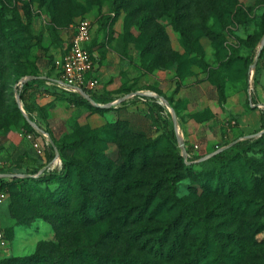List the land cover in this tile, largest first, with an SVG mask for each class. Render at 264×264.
<instances>
[{"label":"rangeland","instance_id":"rangeland-1","mask_svg":"<svg viewBox=\"0 0 264 264\" xmlns=\"http://www.w3.org/2000/svg\"><path fill=\"white\" fill-rule=\"evenodd\" d=\"M83 19L93 25L100 92L113 99L153 93L171 101L178 111V133L173 112L156 99L179 143L169 142L171 129L158 120L152 101L97 110L59 98L45 83L40 91L34 88L30 105L41 125L57 143L68 145L66 158L93 180L81 178L71 166L58 184L11 185L7 201L0 205V229L6 237L0 264H31L40 251L59 255L62 237L71 246H98L112 255L123 254L130 244L144 257L141 246L157 238L177 213L168 187L147 201L156 181L179 172L180 197L197 200L202 211L218 201L204 194L196 175L176 168L173 152L180 143L188 152L187 161L200 165L199 171H210L207 180L215 182L219 173L232 184L236 203L214 222L226 242L227 232L242 240L243 249L236 251L231 264H264V117L257 107L264 106V63H253L264 48V0H0V171L22 176L49 164L46 151L40 156L28 139L27 119L16 106L21 83L15 78L32 72L54 77L55 64ZM176 21L185 37L176 30ZM210 70L225 85V102ZM257 129L260 132L254 133ZM243 132L254 134L245 137ZM245 140L253 141L236 147ZM219 151L231 161L225 170L213 169L212 157L207 159ZM128 153H135L138 165L116 178ZM144 154L147 166L141 160ZM63 184L75 190L84 186L93 197L87 200L102 205L86 229L69 222L67 210L60 213L50 202L52 192ZM160 204L167 207L157 209ZM42 212L65 217V226L44 220ZM214 255L205 254L200 264H214Z\"/></svg>","mask_w":264,"mask_h":264},{"label":"trees","instance_id":"trees-1","mask_svg":"<svg viewBox=\"0 0 264 264\" xmlns=\"http://www.w3.org/2000/svg\"><path fill=\"white\" fill-rule=\"evenodd\" d=\"M115 15V14H114ZM22 28V24H19ZM176 30L181 33L184 37L186 35L185 30L181 27L179 22H175ZM27 30V28H24ZM264 34V31H263ZM220 41L225 43V40L221 37H217ZM92 54V46L89 49ZM256 60V59H255ZM255 63V62H253ZM264 63V48L261 51L259 57L258 66ZM55 73L56 76L46 77L47 80H56L59 76L56 72L55 64ZM211 75L217 84L218 94L221 102H225V85L222 80H220L217 72L215 70H210ZM25 78H30L31 80L22 84ZM15 81L19 84L21 83L19 97L23 104L24 110L27 113L30 120L36 122L41 130L45 131L51 138L54 143V148L49 147L46 150L47 157L49 159V164L41 166L37 170H34L30 173H25L24 175L31 177H16L12 179H0V192H8V189L11 185L16 184H30V183H43V182H52L53 184H58L62 182L65 177L68 176L71 171V166L73 167L74 172L80 173L82 178L84 175L87 176V179L93 180L91 174L82 172L81 167L75 162H69L65 156V148L68 145L63 143H57L49 129L43 127L39 121V116L36 114L35 110L30 105L31 100V91L35 88L38 89L41 84H44L46 80H43L42 77L32 72L29 76L18 75L15 78ZM40 89V88H39ZM38 89V90H39ZM40 91V90H39ZM59 98L71 100L72 102H83L93 107L87 100L79 96H67L63 94L55 93ZM126 96V95H125ZM92 99L97 104L108 105L112 103L115 99L105 96L104 93L92 95ZM153 102L152 109L156 114L158 120L166 127L171 129V135L168 137L169 142H172L177 146L179 139L177 133L173 129L171 122L163 119L161 112L165 109L161 106L156 99H151ZM169 104L177 111L176 106L169 101ZM17 109L19 110L21 116L26 118L23 114L19 104L16 102ZM96 108V107H94ZM97 110H103L96 108ZM264 117V111L262 112ZM27 125L30 128V133L36 134L34 128L28 123ZM264 130V119L261 126V130ZM259 131V132H260ZM258 132V133H259ZM41 137V136H40ZM260 139H264V135ZM253 140H245L236 145V147H243L251 143ZM56 153L59 154L62 168L56 169L54 171L49 169V166L54 162L56 158ZM174 159L176 168L179 170L186 171L187 173H192L199 178L201 188L204 191L205 195L215 197L218 199L217 202H214L212 205H207V210H200V205L197 200H190L189 198H182L178 194L179 182L181 175L179 172L171 173L164 175L159 181H156L150 190V194L147 198L149 199L156 198L161 191L168 187L170 190V198L172 200L173 209L177 211L176 216L173 220L168 222L163 231L157 238L150 239L141 246L140 251L145 253L144 257H139L137 253H134L130 249V244L127 247V251L123 252L120 255H112L105 253L98 246H83L79 247L77 245L71 246L68 243L67 238L62 237L63 250L59 255L48 253L47 251H40L31 260V264H153L150 261L154 260L161 264H200L205 254L215 251L214 255V264H231L235 258V253L237 250L243 249V243L240 237L234 233L227 232L225 237H227L228 242L224 238H221L218 235L219 227L214 223L216 219L222 217L223 211L229 205H234L236 203V194L232 189V184H226L222 174H217L216 181L211 182L205 178L206 174H211L210 171L207 173L197 170V167L200 165L193 164V161H185L182 156V151L180 148L174 149ZM239 157V156H238ZM143 164L147 166L150 161L146 154L141 157ZM138 157L135 153H128L124 157L123 163L116 170V178L123 177L126 171H131L137 163ZM210 161L215 164L213 169L225 170L230 166V160L225 156V153H218L213 156ZM192 163L191 165H187ZM45 169V171H44ZM13 173L11 175H15ZM0 175L3 174L0 171ZM38 178H35V177ZM81 186V185H80ZM80 187L78 190L75 188H70L66 185L57 186V188L52 192L50 197V202L52 205L61 212L67 210V215L69 222H74L76 226L81 229H86L90 223V217L93 213H98L102 211V205L96 200H93L95 205L92 202H89L86 197L93 199L89 196V191ZM139 187V186H138ZM127 191V189H126ZM167 204H160L158 208L165 209ZM108 207L106 206V209ZM103 213H101L102 215ZM40 216L49 221L50 218L57 220L60 224L64 220L61 219V215H52L46 212L40 213ZM17 224V222H14ZM68 223V222H66ZM65 226V223L61 224V228ZM232 247V248H231ZM215 248V249H214ZM214 249V250H213ZM186 256V258H185Z\"/></svg>","mask_w":264,"mask_h":264},{"label":"built area","instance_id":"built-area-1","mask_svg":"<svg viewBox=\"0 0 264 264\" xmlns=\"http://www.w3.org/2000/svg\"><path fill=\"white\" fill-rule=\"evenodd\" d=\"M92 43V22L88 19H83L78 23L75 29V34L73 36L69 49L61 58V60L56 62V72L59 77L56 80L46 81L45 84L54 89L56 93L67 96H79L85 99V96H89L92 98V95L98 93L100 94V78L98 75V70L96 67L94 56L89 51ZM156 97L157 96L153 93H136L126 95L121 99H115L108 105L97 104L96 102L95 104L98 106L96 108L100 109H117L119 108V106H122L125 103L131 101L148 103L151 99H157ZM252 105L254 106L253 103ZM19 107L21 108L26 119L38 126L36 122L29 119L27 113L24 110L22 102H20ZM257 107L263 109L264 111V106H262L261 104L257 105ZM35 131L36 134H28V139L33 143L35 150L40 156L45 155V151L49 147H52L50 137L45 131ZM61 168L62 162L60 156L58 157L56 154V158L54 162L49 166V169L54 171ZM0 179L12 178H7L4 175H0ZM7 199L8 194L5 192H0V205L4 204ZM5 244V233L0 230V246H4Z\"/></svg>","mask_w":264,"mask_h":264},{"label":"water","instance_id":"water-1","mask_svg":"<svg viewBox=\"0 0 264 264\" xmlns=\"http://www.w3.org/2000/svg\"><path fill=\"white\" fill-rule=\"evenodd\" d=\"M263 47H264V44H263ZM261 51H262V50H261ZM261 51L259 52V54H258L257 57H256L255 64H254L255 67H257V64H258V61H259V57H260ZM30 80H31L30 78H27L26 80H24L23 84H24L25 82L30 81ZM156 98L161 99V104L165 105L166 107H168V108L173 112V115H174V126H175V129H176V132L178 133L180 130L178 129V128H179V125H178V120H177V118H176V112H175L174 109L171 107V105L169 104L168 101H166V100H164V99H162L161 97H158V96H157ZM85 99H86L91 105H93L94 107H98V106L95 104L94 100H93L91 97H89V96H85ZM123 101H125V100H123ZM20 102H21V99H20V97H18V99H17V103L20 104ZM27 121H28V123H29V124L35 129V130H37V131H41V132H44V131L41 130L40 127L37 126L35 123H33V122L29 121V120H27ZM263 133H264V132H262V134H263ZM50 140H51V138H50ZM51 144H52V147L54 148L55 146H54V143H53L52 140H51ZM180 149H181V151H182V156H183V158L187 161L188 152H187V150H186V148H185V145L182 144V143H180ZM218 153H221V151H219V152H217V153H214V154H211L210 156L207 157V159L210 158V157L215 156V155L218 154ZM56 154H57V156L59 157V154H58V153H56ZM44 171H45V169H44ZM6 177H10V178L20 177V178H24V177H31V176H27V175H24V176H23V175H22V176H6Z\"/></svg>","mask_w":264,"mask_h":264},{"label":"crops","instance_id":"crops-1","mask_svg":"<svg viewBox=\"0 0 264 264\" xmlns=\"http://www.w3.org/2000/svg\"><path fill=\"white\" fill-rule=\"evenodd\" d=\"M55 76H56V73H55ZM55 76H54V77H55ZM42 79H43V80H46V81H49V80H47V79H45V78H42ZM259 130H260V129H257L254 133L259 132ZM254 133L251 132V133H249V134H248V133L245 134V132H243V134H244L245 137H246V136H251V135H253ZM0 230H1V229H0Z\"/></svg>","mask_w":264,"mask_h":264}]
</instances>
